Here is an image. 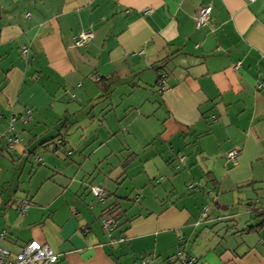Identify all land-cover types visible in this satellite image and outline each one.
<instances>
[{
	"label": "crops",
	"instance_id": "obj_1",
	"mask_svg": "<svg viewBox=\"0 0 264 264\" xmlns=\"http://www.w3.org/2000/svg\"><path fill=\"white\" fill-rule=\"evenodd\" d=\"M0 230L54 264H264V0H0Z\"/></svg>",
	"mask_w": 264,
	"mask_h": 264
},
{
	"label": "built area",
	"instance_id": "obj_2",
	"mask_svg": "<svg viewBox=\"0 0 264 264\" xmlns=\"http://www.w3.org/2000/svg\"><path fill=\"white\" fill-rule=\"evenodd\" d=\"M211 12L212 6L207 5L204 7H200L194 17L196 27H201L204 25H208L211 22ZM93 31H82L73 37V45L75 47L84 46L88 44V42L93 38ZM22 52L26 53L27 48L25 46L22 47ZM165 76H160L159 84L164 88L165 86ZM30 110H27L29 113ZM12 129V126H10ZM19 140L17 136L10 137L8 139V144L11 147L14 143ZM239 151L236 148L230 149L226 156L233 163L237 162ZM182 159V157L180 158ZM41 160V158H39ZM192 186V185H190ZM90 191L94 194V196L98 197L101 202L105 201L106 192L105 190L98 185H90ZM22 211L25 212L26 206H22ZM207 215V209L205 208L202 211V216ZM103 226L107 228L108 235H111L113 228L116 225L113 217H108L102 219ZM4 231H0V242L4 238ZM112 239L111 241H113ZM179 258L182 259L181 253H179ZM59 259V254L56 253L53 249H51L48 245L43 244L41 242L31 240L26 243L21 250L16 254H11L10 251L3 247L0 244V264H54ZM183 264H198V261L195 257L189 256L182 259ZM141 264H151L149 260H143Z\"/></svg>",
	"mask_w": 264,
	"mask_h": 264
},
{
	"label": "rangeland",
	"instance_id": "obj_3",
	"mask_svg": "<svg viewBox=\"0 0 264 264\" xmlns=\"http://www.w3.org/2000/svg\"><path fill=\"white\" fill-rule=\"evenodd\" d=\"M119 116H121V114H119ZM131 116H132V114H130V113H128L127 115H126V117L127 118H125V119H129V118H131ZM19 121V120H18ZM17 126H19V127H21L20 126V124H18ZM18 127V128H19ZM37 131L39 130L38 128L36 129ZM115 130V128H113V131ZM112 131V130H111ZM20 133V136H21V134H25V131H20L19 132ZM24 137L25 136H21V138H23L24 139ZM118 141V143H122V144H125L124 143V140H123V137H122V135L121 134H119L117 137H114V140L113 141ZM47 153H49V152H46V151H40V150H38V152H36L34 155H32L31 157H30V159L28 160V161H26V160H24V161H26L25 163L27 164V167L30 169V170H32V173L33 174H35V170L36 169H41V168H44V167H47L46 166V163H45V161L44 162H42L43 164H38V162L36 161V160H38L39 158H44L45 157V154H47ZM57 158H58V160L59 161H57V163L55 164L58 168H57V171L59 172V170H65L66 168H67V164H68V159H66V156H65V154L64 153H58V155H57ZM41 161V160H40ZM83 161V160H82ZM24 163V164H25ZM40 163V162H39ZM92 163H94V162H91V160H87L86 162H83V165H84V169H86L87 167L88 168H91L92 169V167H93V164ZM178 161L176 162V164L178 165ZM175 164V165H176ZM34 170H33V169ZM60 173V172H59ZM59 173H57L56 174V181L57 182H60L61 183V181H63L64 179H63V177H62V175L61 174H59ZM39 178H41V176H39V175H35V177H34V180H33V185H32V187H34L35 186V183L37 182V180L39 179ZM21 186H23V188H21ZM20 189L21 190H23V192H19L18 194H17V196H20V195H22V194H24L25 192H24V190H26V186H25V183L23 182V183H21L20 184ZM88 189H89V191H90V187H88ZM91 192V191H90ZM34 192L33 191H31L30 192V194H29V196L31 197L32 196V194H33ZM92 193V192H91ZM65 194L66 195H68L69 193L68 192H66L65 191ZM86 194H87V192H86ZM93 194V193H92ZM94 195V194H93ZM96 197V196H95ZM98 200H99V198L98 197H96ZM107 198H108V196H107ZM106 198V199H107ZM29 199V198H28ZM100 201V200H99ZM115 211V210H114ZM108 217H111V214H109V213H107V212H104V214L103 215H101L100 216V223H101V226L104 228V230H105V233H106V235L108 236V238H109V240H111V239H114V237H113V235H112V233H111V235H108V232H107V228H105L104 226H103V222H102V219H104V218H108ZM233 224V223H232ZM1 231V230H0ZM116 231V230H115ZM114 231V232H115Z\"/></svg>",
	"mask_w": 264,
	"mask_h": 264
},
{
	"label": "trees",
	"instance_id": "obj_4",
	"mask_svg": "<svg viewBox=\"0 0 264 264\" xmlns=\"http://www.w3.org/2000/svg\"><path fill=\"white\" fill-rule=\"evenodd\" d=\"M30 112V111H29ZM63 142V138H61V140H60V142H58V143H62ZM51 143H54V142H51V140H46V141H44L43 143H42V145H48V144H51ZM15 144V143H14ZM13 146V145H12ZM11 146V147H12ZM59 145L58 144H56L55 143V145H54V147H53V149H54V151L57 149V147H58ZM10 146H9V144H8V148H11ZM7 151H9V150H7ZM39 160V159H38ZM40 161V160H39ZM117 207V205H113L112 204V206H108L105 210H104V212H107V213H110L111 214V216L113 217V219L116 221V218H117V216H116V214L115 215H113V212H114V209ZM5 233V232H4ZM182 264H183V262H182Z\"/></svg>",
	"mask_w": 264,
	"mask_h": 264
}]
</instances>
